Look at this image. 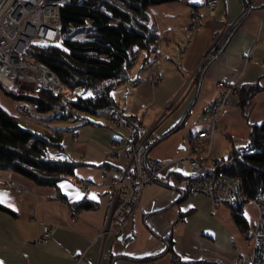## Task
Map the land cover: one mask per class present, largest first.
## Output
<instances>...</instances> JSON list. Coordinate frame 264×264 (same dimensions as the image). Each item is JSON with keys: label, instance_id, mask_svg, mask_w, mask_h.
<instances>
[{"label": "crops", "instance_id": "0c3cea01", "mask_svg": "<svg viewBox=\"0 0 264 264\" xmlns=\"http://www.w3.org/2000/svg\"><path fill=\"white\" fill-rule=\"evenodd\" d=\"M207 1L150 5L148 14L158 33L153 52L140 50L127 79L114 89L123 114L154 137L147 155L165 163L160 180L141 190L139 208L116 233L109 221L110 186L127 177L124 132L106 124L107 111L86 118L94 123L68 120L61 126L47 120L55 116L37 111L19 116L15 100L0 84V106L5 111L17 116L26 129L59 130L64 151L82 162L74 176L57 187L38 185L0 169V203L10 210L0 209V264H171L170 248L181 259L202 264H233L237 253L249 255L232 210L214 206L186 189L191 175L188 164L182 173L173 169L174 160L187 156L208 164L229 157L248 144L251 125L264 121V0H215L213 8ZM193 19L200 22L197 30L191 28ZM223 37L225 42L213 55ZM155 56L161 80L151 85L150 64ZM220 80L236 84L239 91L230 94L219 113L211 141L202 142L198 133L211 127L204 108L215 98ZM239 88L247 91L242 94ZM52 149L48 152H58ZM81 180L91 183L88 193ZM15 184L23 189H12ZM84 196L96 207L80 209L70 204ZM72 209H76L74 221ZM242 214L247 223L254 220V206L246 203ZM44 224L51 226V238L35 243Z\"/></svg>", "mask_w": 264, "mask_h": 264}, {"label": "trees", "instance_id": "16d2710c", "mask_svg": "<svg viewBox=\"0 0 264 264\" xmlns=\"http://www.w3.org/2000/svg\"><path fill=\"white\" fill-rule=\"evenodd\" d=\"M53 1L60 8L59 42H34L27 46L25 54L47 65L71 90L90 91V94H77L76 102H68L46 89L39 92L4 91L14 100L32 104L34 111L53 110L54 116L61 119L78 118L81 112L97 115L119 109L114 89L127 79L128 69L138 52L145 50L148 55L152 54L158 39L148 7L172 0ZM225 40L223 37L218 41L213 55ZM246 91V88L240 89L242 94ZM244 101L243 97L241 106ZM84 123L94 121L85 119ZM247 146V150L237 148L227 158H216L214 168L237 178L249 197L261 196L264 201V121L251 125ZM48 147H55L58 152L51 154ZM81 163L64 151L61 132L26 129L17 116L0 106V169L16 172L38 185L57 187L60 181L71 179L74 169ZM70 204L80 209L96 207V203L86 196L80 202ZM242 208L236 206L231 210L235 223L243 231L247 222ZM0 209L10 211L1 203ZM170 262L202 264L181 259L171 248Z\"/></svg>", "mask_w": 264, "mask_h": 264}, {"label": "built area", "instance_id": "2783aa9c", "mask_svg": "<svg viewBox=\"0 0 264 264\" xmlns=\"http://www.w3.org/2000/svg\"><path fill=\"white\" fill-rule=\"evenodd\" d=\"M213 8L215 0L206 3ZM60 8L53 0H0V84L3 90L18 91L23 87L34 92L50 90L59 94L68 102H76L77 95L44 63L26 56L28 45L57 43L60 40ZM191 28H200V22L193 19ZM159 58L151 62L150 84L156 85L161 80L156 65ZM238 90L234 83L217 81L216 95L204 108V116L211 121L209 130L198 133L201 141H211L216 130L219 113L228 104L231 93ZM16 111L26 116L34 111L32 104L18 101ZM105 122L110 127L121 130L126 135L125 152L128 160L126 179L115 180L110 186L112 210L110 223L113 233L123 229L131 220L133 213L139 208L141 190L161 178L165 163L147 155L148 147L154 137L143 129L140 122L126 117L120 110H109ZM75 136V132L72 133ZM188 164L191 175L186 179V189L192 193L208 198L214 206H244L252 202L257 208L253 221L247 223L242 231L251 248L249 255L244 257L237 253L233 264H264V201L261 196L249 197L241 183L226 172H218L214 162L208 164L204 159L187 156L185 159L174 160V172L182 173L184 164ZM80 186L85 193L91 186L87 180H81ZM14 190H22L19 184L11 185ZM71 220L76 219V209L71 211ZM52 228L43 225L42 234L35 243L44 244L51 238Z\"/></svg>", "mask_w": 264, "mask_h": 264}, {"label": "rangeland", "instance_id": "374dc122", "mask_svg": "<svg viewBox=\"0 0 264 264\" xmlns=\"http://www.w3.org/2000/svg\"><path fill=\"white\" fill-rule=\"evenodd\" d=\"M157 56H155L154 58H156ZM158 58V57H157ZM151 66V65H150ZM151 67H153V66H151ZM23 90H28V89H26V88H22ZM237 91V90H236ZM75 93H76V95L77 94H81V95H89L90 94V91H86V92H83L82 90H79V89H77V90H75ZM78 96V95H77ZM17 100H15V109H16V105H17ZM118 110H120V109H118ZM121 111V110H120ZM17 112V111H16ZM34 112V111H33ZM33 112H32V114H33ZM108 112L109 111H107V114H106V112H102V113H100V114H97V115H93V114H90V113H83V112H81L79 115H80V117H78V118H76V117H69V118H67V119H61V118H54L53 116L55 115L54 114V111L53 110H48V111H45L44 112V116H46V117H53V118H47V120L49 121V122H51V123H53L52 125H54V124H56L57 126H61V125H63V123L65 122V121H67L68 122V120H70V121H73V122H75V121H79V120H83V119H86L87 117L88 118H92V119H95V116H96V118L97 117H99V116H103V115H105L106 114V116L108 115ZM122 112V111H121ZM123 113V112H122ZM17 114L19 115V116H26V115H24V114H22V113H18L17 112ZM54 122H57V123H54ZM86 124V123H85ZM74 127V126H73ZM73 127L70 129V130H75V129H73ZM112 130H116L115 128H111ZM46 131H48V132H50V133H55L56 131H58V132H60L59 130H57V129H52V130H46ZM120 131V130H119ZM72 133L73 132H71V135H72ZM125 134V133H124ZM73 136V135H72ZM249 146V145H248ZM247 146V144L243 147L244 149H243V151L244 150H247L246 149V147H248ZM50 149V151L51 150H53L52 149V147H48V150ZM240 182V181H239ZM241 183V182H240ZM242 185V184H241ZM243 187V186H242ZM244 189V188H243ZM245 191V190H244ZM247 194V193H246ZM248 204H251V205H253L254 206V208H255V212H256V215H257V208H256V206H255V204L254 203H252V202H249ZM250 206V205H249ZM226 207H228V206H226ZM252 207V206H251ZM229 208V207H228ZM231 209V208H230ZM256 218V217H255ZM253 221V220H252ZM249 223V222H248ZM244 237V236H243ZM245 239V238H244ZM246 241V240H245ZM247 243V242H246ZM248 245V244H247ZM250 245H248V247H249ZM249 249L251 250V248L249 247Z\"/></svg>", "mask_w": 264, "mask_h": 264}, {"label": "snow or ice", "instance_id": "6c2138e0", "mask_svg": "<svg viewBox=\"0 0 264 264\" xmlns=\"http://www.w3.org/2000/svg\"><path fill=\"white\" fill-rule=\"evenodd\" d=\"M95 197H93V199H94Z\"/></svg>", "mask_w": 264, "mask_h": 264}]
</instances>
